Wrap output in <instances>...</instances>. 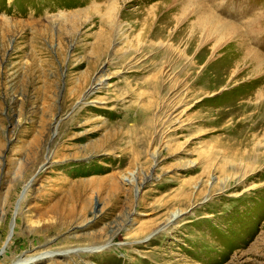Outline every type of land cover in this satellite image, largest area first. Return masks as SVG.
<instances>
[{"label":"rangeland","instance_id":"1","mask_svg":"<svg viewBox=\"0 0 264 264\" xmlns=\"http://www.w3.org/2000/svg\"><path fill=\"white\" fill-rule=\"evenodd\" d=\"M0 264H264V0H0Z\"/></svg>","mask_w":264,"mask_h":264},{"label":"bare ground","instance_id":"2","mask_svg":"<svg viewBox=\"0 0 264 264\" xmlns=\"http://www.w3.org/2000/svg\"><path fill=\"white\" fill-rule=\"evenodd\" d=\"M159 31V30H158ZM163 31V30H162ZM164 32V31H163ZM158 33V32H157ZM163 34V33H162ZM159 35V34H158ZM160 36H161V34H160ZM233 68H234V66L233 65H231L230 67H228L224 72L225 73H223L224 75H230V73H231V71L233 70Z\"/></svg>","mask_w":264,"mask_h":264}]
</instances>
